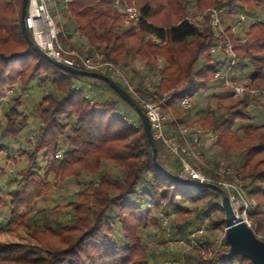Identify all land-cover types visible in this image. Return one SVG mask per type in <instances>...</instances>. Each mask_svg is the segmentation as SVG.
<instances>
[{
    "label": "trees",
    "instance_id": "16d2710c",
    "mask_svg": "<svg viewBox=\"0 0 264 264\" xmlns=\"http://www.w3.org/2000/svg\"><path fill=\"white\" fill-rule=\"evenodd\" d=\"M127 1L150 21H143L140 31L126 26L124 16L106 1L71 0L63 12L75 20L74 29L86 37L90 49L102 51L117 63L139 58L152 69L164 59L154 91L173 93L170 104L182 122L191 110L180 109V101L186 96L199 101L217 84L215 72L223 60L210 52L216 36L211 28L185 19L191 0ZM192 6L195 13L210 7L223 10L222 22L239 56L237 68H250L251 85L264 87V19L259 16L264 14V0H193ZM21 7L22 0H0V116L11 88L38 85L43 92L36 104L40 128L27 152L26 166L16 169L15 186L6 195L0 193V235L25 224L24 214L42 198L51 175L56 182L83 173L100 172L101 176L98 182L84 184L69 202L70 220L40 217L26 241L0 239V264H149L143 235L148 231L155 235L164 218L172 238H189L203 221L206 230L223 232L226 222L220 195L211 188L187 186L160 171L153 163L141 118L129 121L112 93L122 98L103 80L91 77L92 90L82 88L76 83L82 75L65 72L38 55L22 31ZM240 11L255 17L242 34L227 19ZM148 32L162 43L147 39ZM250 100L243 96L226 105L218 103L217 108L200 114L197 122L217 133L220 156L240 150L230 164L237 165L249 195L258 201L251 217L254 231L264 239V123L250 122ZM19 104L17 96L4 113L3 137L15 139L29 124ZM156 140L160 163L179 175L178 162ZM6 149L0 145V162ZM41 151L46 163L40 169ZM105 161L119 166L121 173L104 169ZM199 240L213 244L210 235ZM224 241L227 246L215 248L210 257L184 253L187 264H254L240 255L228 256L229 244Z\"/></svg>",
    "mask_w": 264,
    "mask_h": 264
},
{
    "label": "built area",
    "instance_id": "2783aa9c",
    "mask_svg": "<svg viewBox=\"0 0 264 264\" xmlns=\"http://www.w3.org/2000/svg\"><path fill=\"white\" fill-rule=\"evenodd\" d=\"M106 1L111 7L124 16V23L128 27H134L135 31L141 30V23L148 21L138 7L127 0H99ZM53 3L54 9L59 14L60 6L63 11L68 9L71 0H29L25 16L26 27L33 41L48 55L61 61L64 64L99 73L109 74L111 78L119 80L130 93L132 98L143 108L148 117L151 130L155 139L159 140L166 154L178 162L180 174L185 177L212 182L220 187L229 196L235 217L232 223L244 222L254 230L251 214L258 206L255 197L250 196L245 182L241 178V173L233 164L219 161L216 167L208 166L200 161V165L208 170L204 171L192 163L191 158L199 160L200 153L198 145L203 140L216 142L217 133L210 128L204 127L201 123H195L193 128L184 126L175 115L170 101L173 93H155L149 86L140 87L135 84L130 74L120 64L110 60L106 55L98 50H86L76 46L70 40L68 33L61 23H58L49 6ZM223 10L216 7L207 8L199 13H190L185 19L195 23L200 28L205 26L211 28L216 36V40L210 48V52L215 56H221L222 65L215 72L217 85L221 86L229 94V99L237 100L243 96H249L250 106L256 101L264 102V87H254L251 85L252 79L246 76L240 80L236 76L239 56L236 53L226 26L222 22ZM244 15H239V22H243ZM146 38L161 44L162 39L155 33H146ZM180 106L187 109L192 106L191 98L184 97L180 101ZM175 126V128H174ZM227 225V223H226ZM203 228V226H202ZM226 228V226H225ZM224 228V230H225ZM193 232L189 238H174L171 243L186 245L188 248H199L212 255L210 244L204 240H199L198 233ZM262 238V234L257 233ZM224 235L213 243L212 247H226ZM171 264H181L179 260L171 259Z\"/></svg>",
    "mask_w": 264,
    "mask_h": 264
},
{
    "label": "rangeland",
    "instance_id": "374dc122",
    "mask_svg": "<svg viewBox=\"0 0 264 264\" xmlns=\"http://www.w3.org/2000/svg\"><path fill=\"white\" fill-rule=\"evenodd\" d=\"M193 0H191L190 5V13H195L194 8L192 6ZM64 5V3H63ZM63 5L60 6L61 11L58 14L57 11L54 9V5L50 2L49 6L55 16V19L58 23H61L65 28L66 32L72 35L73 38H77L79 35L77 31L74 29L75 27V20L70 16V14H64L63 12ZM189 13V14H190ZM243 13L245 14L246 18L243 20L242 23L236 24L238 22V15ZM260 18L264 19V14L259 15ZM228 21H234V27L236 33L242 34L249 26V24L255 20V17H247L246 13L240 11L239 13H233L231 18L227 16ZM152 22V21H151ZM81 34V33H80ZM82 35V34H81ZM83 36V35H82ZM85 36H83L84 38ZM85 40L86 37L84 38ZM88 43V41H87ZM89 44V43H88ZM85 49V48H84ZM86 50H93L90 49V46ZM97 50V49H95ZM100 51V50H98ZM102 52V51H101ZM105 54V53H104ZM107 57V56H106ZM109 59V58H108ZM111 60V59H110ZM119 62L126 71L130 74V77L134 81L135 84H139V80L145 86H149L151 88H155L154 86L159 82L161 76V69L165 64L164 59H159L157 64L154 68L149 69L145 66V62L139 58L128 62ZM136 69V72H134ZM248 74H250V68L248 70ZM240 72L236 76L240 80H244V78L248 75ZM91 77L83 76L76 80V83L85 89H88L89 84L91 83ZM91 90L92 88L89 87ZM216 92V93H214ZM165 93V92H163ZM43 92L38 85H33L32 88L25 89V90H18L15 88H11L8 91L7 97L3 100L4 104H7L5 109L3 110L4 113L8 109V107L12 104V100L19 96L20 98V108L23 110L29 118V124L26 128L22 130L20 135L13 139V137H3L1 135L2 129L5 126V115L2 113L0 116V145L2 147H8V149L2 152V156H5L1 159L0 162V193L6 195L8 190L15 186V182L13 177L15 175L16 169L26 166L27 164V152L31 151L32 143L35 141L36 136L39 132L40 124H39V117L36 112V104L38 103L40 97L42 96ZM115 98L119 101V105L121 107V111L126 112V118L129 121H139L138 114L135 110L124 100L120 99L116 94L112 93ZM217 94V95H216ZM230 100L227 96V92L219 85L212 84L208 90H206L205 94L201 97L199 101L191 98L192 106L187 108L191 111L188 114L182 116V119L188 121V123L183 124L184 126H188L190 129L193 128L194 122H197V118L200 114L207 113L212 111L213 109L217 108L218 103L222 105H226ZM180 109H183L181 106ZM252 116L250 118V122L253 124H262L264 123V102L255 103L252 106ZM158 144L161 142L156 140ZM216 144V142H215ZM217 145V144H216ZM218 146V145H217ZM64 141H62V148H64ZM219 147V146H218ZM6 152V155H5ZM240 150H231L228 154L224 156H220L219 152L215 151V156L213 162L217 164L219 161H224L226 163H232L237 160L238 156L240 155ZM168 156V155H167ZM192 163L196 164L197 167H200L202 170H208L207 167L200 165V161L204 162L202 156H200L199 160L191 158ZM213 162L208 163V166H214ZM46 163V158L44 156V152L41 151L38 153L37 164L38 167L41 169L44 167ZM237 166V165H236ZM104 169L108 171L115 172L117 175L121 173V169L119 166L115 165L111 161H105ZM101 173H83L77 177H70L64 180L63 182H56L54 176L51 175L49 177L51 183L47 189H45L44 195L40 198L37 203L35 204L34 209L28 211L24 214L25 224L18 227L12 231L3 232L0 235V239L3 241H26L29 237V229L32 226H35L37 223L40 222L39 218L42 219H56L61 221H68L70 220V209L68 207L69 202H71L75 197H77V191L86 183L93 181L98 182L100 179ZM39 209H43L42 212ZM1 216V215H0ZM203 226V228H202ZM202 230L201 233H198V238L205 237L206 235H210L212 237L213 243L216 240L220 239L224 235V231L216 230L210 232L206 227V221H203L200 226L194 230L197 232L198 230ZM193 231V232H194ZM192 232V233H193ZM200 232V231H198ZM150 231L146 232L143 235L144 242L147 244V252H148V262L149 264H171L169 261L171 259L179 260L181 264H187V259L184 253L186 252H197L203 255L209 256L208 251H203L199 248H188L186 245L180 244H173L171 242L176 241L174 238L169 237L170 229L168 228L167 218H164L162 226L157 231L155 235H152ZM190 237V236H189ZM180 239V238H178ZM162 241V242H161ZM207 242V241H206ZM210 248L212 251L216 247H212L215 245H211Z\"/></svg>",
    "mask_w": 264,
    "mask_h": 264
},
{
    "label": "water",
    "instance_id": "95a60500",
    "mask_svg": "<svg viewBox=\"0 0 264 264\" xmlns=\"http://www.w3.org/2000/svg\"><path fill=\"white\" fill-rule=\"evenodd\" d=\"M28 1L29 0H22L20 20H21L22 31L26 37L27 42L30 44L32 49L38 55L50 61L55 66L62 69L63 71L75 75H82V76L101 79L104 82H106L115 92H117L120 95V97L124 101H126L141 118L147 134L148 142L151 146L152 160L154 165L164 174L177 180L180 183H183L187 186L194 185L199 187L211 188L220 195V205L224 211V220L227 223L226 228L224 230L225 240L229 244V250L227 255L228 256L240 255L242 257L249 258L254 264H264V239L259 237L257 233L246 223L244 222L232 223L235 214L229 196L222 189V187L212 182L201 181L198 179L185 177L182 176L181 174L176 175L167 168H165L160 163L158 159L157 146L151 130L150 121L146 116L143 108L132 98L130 93L124 87H122L118 82H116L113 78H111L107 74L99 73L95 71H87L62 63L61 61L48 55L33 41L25 23Z\"/></svg>",
    "mask_w": 264,
    "mask_h": 264
},
{
    "label": "crops",
    "instance_id": "0c3cea01",
    "mask_svg": "<svg viewBox=\"0 0 264 264\" xmlns=\"http://www.w3.org/2000/svg\"><path fill=\"white\" fill-rule=\"evenodd\" d=\"M234 30H235V27H234ZM70 31V30H69ZM68 30H67V33L69 32ZM78 33V32H77ZM78 37L77 38H73L72 37V35H70L69 33H68V36H69V38H70V40L72 41V43L73 44H75L76 46H79V47H81V48H85V49H87L88 47H89V44L87 43V40H85L84 38H83V36L80 34V33H78ZM248 70H249V68H237V71H236V75L239 73L240 74V72H242V73H244V74H248ZM248 76V75H247ZM214 93H216V92H214ZM217 95V94H216ZM179 121H180V119H179ZM181 122V121H180ZM184 122V123H183ZM181 123H183V124H186V123H188V121H186V120H183ZM196 122H194V124H195ZM198 151H199V153H200V156H202L203 157V159H204V162H205V164H208V163H211V162H213V160H214V156H215V151H217V152H219L220 151V147H218L216 144H215V142H210V141H208V140H203L202 142H201V144L200 145H198ZM176 163V162H175ZM178 164V163H177ZM196 165V164H195ZM197 166V165H196Z\"/></svg>",
    "mask_w": 264,
    "mask_h": 264
}]
</instances>
